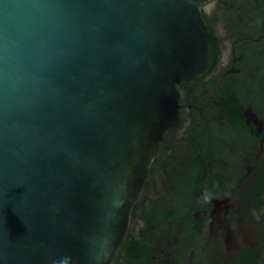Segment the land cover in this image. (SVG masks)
<instances>
[{
	"label": "water",
	"instance_id": "1",
	"mask_svg": "<svg viewBox=\"0 0 264 264\" xmlns=\"http://www.w3.org/2000/svg\"><path fill=\"white\" fill-rule=\"evenodd\" d=\"M207 0H0V264H110Z\"/></svg>",
	"mask_w": 264,
	"mask_h": 264
},
{
	"label": "flooded vegetation",
	"instance_id": "2",
	"mask_svg": "<svg viewBox=\"0 0 264 264\" xmlns=\"http://www.w3.org/2000/svg\"><path fill=\"white\" fill-rule=\"evenodd\" d=\"M199 9L210 65L176 84L179 120L149 157L110 264H264V0Z\"/></svg>",
	"mask_w": 264,
	"mask_h": 264
},
{
	"label": "clouds",
	"instance_id": "3",
	"mask_svg": "<svg viewBox=\"0 0 264 264\" xmlns=\"http://www.w3.org/2000/svg\"><path fill=\"white\" fill-rule=\"evenodd\" d=\"M214 198V194L208 190H205L201 196L202 203H210L211 200ZM52 264H71V257L64 256L60 257L59 259H54Z\"/></svg>",
	"mask_w": 264,
	"mask_h": 264
}]
</instances>
